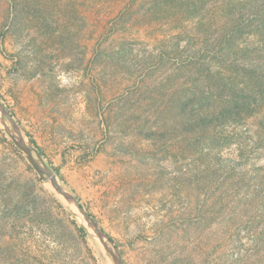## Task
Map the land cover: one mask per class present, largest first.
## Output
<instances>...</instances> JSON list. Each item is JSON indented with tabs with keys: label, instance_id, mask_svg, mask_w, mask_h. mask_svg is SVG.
<instances>
[{
	"label": "rangeland",
	"instance_id": "374dc122",
	"mask_svg": "<svg viewBox=\"0 0 264 264\" xmlns=\"http://www.w3.org/2000/svg\"><path fill=\"white\" fill-rule=\"evenodd\" d=\"M119 1L0 0V99L111 235L123 264H201V229L187 216L196 203L180 185L184 163H173L168 138L141 132L153 129L157 117L159 123L173 117L168 108L159 111L169 105L171 92L162 87L170 86L173 60L142 88L134 69L170 30L142 3L120 17ZM124 45L126 56L118 54ZM8 156L22 178L39 177L0 124V158ZM38 184L49 202L39 203L37 216L50 203L67 230L42 216L30 222L29 214L31 229L23 232L37 252L46 240L47 248L64 249L61 264H113L51 185ZM0 264L25 263L4 260L0 251Z\"/></svg>",
	"mask_w": 264,
	"mask_h": 264
},
{
	"label": "trees",
	"instance_id": "16d2710c",
	"mask_svg": "<svg viewBox=\"0 0 264 264\" xmlns=\"http://www.w3.org/2000/svg\"><path fill=\"white\" fill-rule=\"evenodd\" d=\"M121 3L125 7L120 17L142 3L170 30L158 49L143 55L146 63L134 69L141 73L143 81L135 84L142 88L146 77L173 60L170 86L162 87L171 92L169 105L159 109H170L173 117L161 123L157 117L153 129L141 132L147 139L168 138L173 163H184L180 185L196 203V208L188 206L187 216L201 229V264H264V0ZM127 52L124 45L118 54ZM14 168L9 156L0 158V181L6 183L0 186L2 257L61 264L64 249L51 250L44 240L38 253L30 233L23 232L31 229L25 218L32 214L28 221L35 222L42 216L53 220L54 229L67 227L50 203L37 216L39 203L49 202L38 184L42 179L22 178Z\"/></svg>",
	"mask_w": 264,
	"mask_h": 264
},
{
	"label": "water",
	"instance_id": "95a60500",
	"mask_svg": "<svg viewBox=\"0 0 264 264\" xmlns=\"http://www.w3.org/2000/svg\"><path fill=\"white\" fill-rule=\"evenodd\" d=\"M0 124L3 126L16 147L26 157L27 161L39 177L45 181L46 184L51 185L54 192L67 204L68 208L78 218L83 228L102 244L105 251L111 256L113 264H123L122 255L114 240L111 239L110 235L102 228L97 220L92 217L77 196L69 191L60 181L56 172L49 163H47L43 155L30 142L23 132L19 122L15 119L1 99ZM90 229L93 232H91Z\"/></svg>",
	"mask_w": 264,
	"mask_h": 264
},
{
	"label": "bare ground",
	"instance_id": "6f19581e",
	"mask_svg": "<svg viewBox=\"0 0 264 264\" xmlns=\"http://www.w3.org/2000/svg\"><path fill=\"white\" fill-rule=\"evenodd\" d=\"M49 186H50V184H48ZM76 211V210H75ZM90 231H92L91 229H90ZM93 232V231H92ZM100 245V244H99Z\"/></svg>",
	"mask_w": 264,
	"mask_h": 264
}]
</instances>
